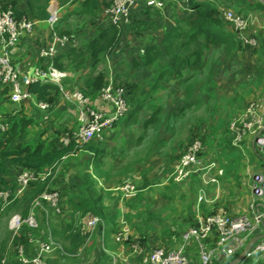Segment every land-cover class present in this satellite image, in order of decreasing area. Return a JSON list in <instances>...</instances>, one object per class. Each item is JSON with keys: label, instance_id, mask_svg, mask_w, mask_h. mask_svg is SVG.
Masks as SVG:
<instances>
[{"label": "crops", "instance_id": "1", "mask_svg": "<svg viewBox=\"0 0 264 264\" xmlns=\"http://www.w3.org/2000/svg\"><path fill=\"white\" fill-rule=\"evenodd\" d=\"M4 1L5 0H0V11L4 7ZM86 1L87 0H72L66 5H61L58 0H51L48 5L50 15V6L53 4L56 6L57 15L59 17L58 21L52 25L48 22L49 18L46 20H39L32 15L28 0H16L15 7L17 12L32 18L36 22L35 30L23 38L21 44L13 53V61L22 72L30 73L37 67H44L45 60L40 55V47L49 44L53 39L54 33L66 35L65 32H69L72 27H78L75 28L76 31L82 33L78 34L79 36L77 40H75L76 42L70 41L69 46L66 48L65 52H63L65 55L73 49L77 51L85 50L87 43L104 27L110 25L109 21L103 20L100 22V29H96L95 32H91L92 29L88 31L87 29L79 27L88 22L86 17L94 18L100 16V13L104 14L106 11L105 7L110 4V0H99L102 8L101 12L97 15H91L86 12V8L84 7V2ZM207 1L217 4L214 0ZM183 2L182 0H146L140 3L138 7H136V11H133V16H137V19L146 20L151 24L153 23L152 28L144 30L142 35H138L133 29V25L128 24L124 26L122 39L110 54V57L116 53L117 49L124 48V46L131 43L132 47L127 48L123 53L127 54L132 52L133 55L130 59L131 68H138L133 65V59L142 56L150 45H162L165 34L182 18L192 13V10L188 7L186 2ZM240 2H242V0L236 1L237 4H240ZM246 5L250 6L249 2H247ZM224 9L229 8L225 6ZM231 9L237 12L233 8ZM245 10L246 9H244V11H239L245 12ZM157 15H159V17H157ZM84 37L87 38V40L85 41L84 47H80L78 39ZM125 39L127 41H124ZM168 62V67H170L172 65V60ZM65 63H67L66 60ZM102 64L103 62L96 69H90L88 76L99 74L101 70L98 69ZM65 73L66 70H57L56 72L63 87V91L60 90V93L55 95V101L50 103L48 110L40 108L39 104L43 101H40L34 94H32L30 99L21 103H13L9 95V106L11 104L21 106L22 108L24 107V111L28 108V112H32L30 115H28V112H25L22 118H26V122H31L30 125L33 130L34 128L36 129L39 124L48 122V120L52 118L53 113L57 111H62L64 116L67 115L68 103L66 102L68 99L65 97L64 93H68L73 97L71 105L76 108L78 107V109L81 107V104L87 103L92 105L97 99L96 105L101 104L99 97H95L96 95L88 94L82 90L85 80L81 83L78 76L74 79L72 77H66ZM175 78L176 76H170L168 80L163 79L158 87L157 85L154 86L155 91L153 90L154 92L150 93L154 97V100H149L147 102V100L150 99L148 98L140 103L138 97L136 99L137 101L134 102L133 105L131 104V113L126 118L118 122L114 127L107 129L102 137L95 138L89 143L90 146L103 150L102 155L98 158L99 161L95 153L83 150L82 152L88 153L89 155L86 159H81L77 166L73 167V165L68 163L69 161H64V163L60 164L61 166L56 169L59 181L56 180V182H54V190H63L64 180H67L68 183L72 181L73 185L78 186L76 195L82 194L81 175L84 171L90 172L93 178L98 182L99 187L104 189L106 217L102 218L104 225H100L96 228L98 229L96 235L98 236L99 234L110 246L115 245L118 248H110V250H108V254H111L110 258L112 256V262H114V264L117 263L118 259L120 260L119 264H154L148 258V254L145 251L141 250L139 252H134L130 244L135 241L139 242V240L142 242L143 240L153 250L156 248H164L167 250L180 248L182 244V233L195 223L199 215L206 216L217 212H223L225 204L222 199L224 198V200H226V194L225 192L221 194V186L214 189L216 195L212 193V187H210L209 193L211 195H208V191L205 193L203 189L195 188L197 185L196 177L188 179L185 186H179L170 179V174L173 169L170 168L171 165L174 162L176 163L185 152L187 149L186 145L193 135L201 133L207 136V144L204 143L206 145L204 160L213 164L216 173L220 175L219 178L221 176H231L228 178L231 179L234 176L245 175L247 169V160L243 158L239 159L235 155L234 157H232L233 155L227 154L220 155L221 153L236 151L247 159H249L248 153H252L253 156L255 155L254 144L251 137H248L246 144L242 148L233 145L232 141H227L225 144L223 143L220 146L217 145V149L214 150V142L218 144L219 139L217 138L214 140L216 137L214 135H210L211 138H208V135L205 133L206 128L203 127L202 130L197 124L191 125L187 137L178 139V131L180 129L177 123L180 121L178 119L180 110L177 109L178 106H174L172 101H170V106L166 107V104L162 103L165 101V95L162 91L158 90V88L160 90L161 88H165L163 87L165 83H168L170 86L175 84L176 82L173 81L176 80ZM109 79L113 81L112 76L110 77L106 74V82L110 81ZM71 84L73 85L71 86ZM173 89L177 92L176 95L182 94L179 92L181 91L180 87L173 86ZM6 92L10 93L9 88L0 85V106L6 101V99H1ZM163 104L164 108L162 107ZM184 110L185 109H181V112ZM79 116L71 121V115L68 114V118L60 122L58 128L56 127L57 129L41 131L39 134L46 139L44 142L47 141V143L57 137L61 138L63 134L78 128V126L82 124V117L80 114ZM175 131L176 134L174 135ZM12 147L16 146L12 144ZM236 162H238L237 165H234ZM21 170L23 169L12 166V174L7 176L6 179L12 180L15 184ZM157 179H159V182H157ZM245 180L246 179H241L240 181L233 180L232 183L227 184L233 190V198L229 199L231 201L228 210H232V215L234 216L248 214L249 210L247 207H249L254 197L252 190L253 179L251 180L252 183H244L243 181ZM225 182L223 184H226ZM127 183L133 184L136 187V191L125 194L120 188ZM249 185H251V187ZM5 189L6 188L3 190ZM113 191H117V193H113ZM16 199H19V197ZM17 207L19 208V206ZM14 209L16 210V208ZM219 209L221 211H218ZM30 213H33L39 224L46 229L45 241L53 240V231L56 230L58 233L56 237L61 236L66 243L70 244L63 236L67 226L75 220L82 230L85 216L90 212L86 214H76L71 205L68 204L62 214L53 213L51 211L49 215H46L39 207L31 210ZM125 226L129 227L131 230V242L121 245L116 242L115 235ZM168 226L177 227L182 231H180V233H168L164 230V227ZM183 229L185 230L183 231ZM262 232V229H259L256 234L259 235ZM92 233L93 231L89 236L87 234L88 239L89 237L91 238ZM185 249L198 263L196 245H191ZM2 251L5 252L4 246ZM64 253L68 254L67 252ZM75 253L76 254L72 255L77 256L79 254L77 250H75ZM35 254L36 252L27 248L28 257L32 258ZM70 255L71 254H68V256ZM51 257L52 254L47 256V260L50 263L57 264L59 262L57 260L54 261V259L51 260ZM12 259L14 258H10L9 263H7L4 257L3 262L4 264H10Z\"/></svg>", "mask_w": 264, "mask_h": 264}, {"label": "rangeland", "instance_id": "2", "mask_svg": "<svg viewBox=\"0 0 264 264\" xmlns=\"http://www.w3.org/2000/svg\"><path fill=\"white\" fill-rule=\"evenodd\" d=\"M8 1L10 0L4 1V6L6 3H8ZM182 1L186 2V0H182ZM236 1L237 0H214V2L220 6L221 17L223 19H224L223 9L225 6H228L229 9L233 8L237 12L239 10L244 11V9H246L245 12L239 11L241 14L244 15V17L248 20L249 23L248 24L249 27L243 30L242 33L246 37H252L253 39L255 38L256 44H251L244 40H241L244 46V50L238 52L234 56H227L224 54L222 47H217L214 45L206 46V41H204L203 38H201L200 41L198 42L199 43L198 45L199 47H201V49L204 52L203 68L199 70L197 67L191 65L189 69L183 71L181 76H176L175 78L176 80H173L176 82L175 84H172L170 86L168 83H165L163 86L165 88H161V90L158 88V90L162 91V93L165 95L164 96L165 101H163L162 103H165L166 107H169L170 101H172V103H174V106H178L177 109L180 110L179 113L180 116L178 117L180 121L179 123H177L180 129L178 131L179 132L178 139L187 137L191 125L197 124V126L202 128V130L203 127L206 128L205 133L206 135H208V138H211L210 135H214L216 136L214 140H216L217 138L219 139L218 144L214 142V150L217 149V145L220 146L223 143L225 144V142L227 141L231 142L232 136L228 131L230 122L235 116L240 114L251 101L256 99L260 100L261 103L263 104V109H264V50H263L264 49V0H242L240 4H237ZM247 2H249L250 6L246 5ZM109 6L110 4L107 7H105L106 8L105 10H107ZM86 20H88V22L79 27L87 29L88 31H90L89 29H92L91 32H95L96 29H100V22H102L103 20L108 21L107 11H105L104 14L100 13V16L98 17L97 16L94 18L86 17ZM130 22L131 19L126 25H128ZM226 22H227L225 26L226 29L229 31H233L237 35V37L241 39L240 36L242 35V33H240L232 23L228 21ZM75 28L72 27L70 28L69 32H65L66 35L65 34H61V35L69 37L73 42L77 40V37L79 36L78 34H82L79 33V31H76ZM78 40L80 47L82 46L84 47L87 38L84 37ZM124 41L127 40L125 39ZM130 47H132L131 43L124 46V48L117 49L116 53L112 57H110V54L106 56L104 58L103 64L100 66L98 70H101V72H105L110 77L112 76V79L116 85L122 86L126 89V91L129 94V98L131 99L130 104L133 105L134 102L137 101L136 99L138 97H139L138 101H140V103L143 100H147L148 98L150 99H148L147 102L149 100H154V97L150 94L155 91L154 86L157 85L158 87L159 84L162 83L163 79L168 80L170 78V75H166L165 77L160 78L161 71L165 67H168L169 59L164 58L163 60H161L155 66L152 67H138L136 69H132L130 62V59L133 55L132 52L127 54L123 53L127 48ZM40 48H42V46ZM89 71L90 69L72 67L66 70L65 75L66 77H70V78L72 77L74 79H76L78 76L82 83L85 80V78L89 75ZM72 85L73 84H71V86ZM173 86L180 87L181 91L179 92H181L182 94L176 95L177 92L174 91ZM9 95L10 93L6 92L1 98L4 100L6 99V101L4 104L0 106V120L4 121V123H8L9 127H11V125L15 121H18L20 126H23L25 124V128L23 129L21 134L12 141L13 146H17V145L23 146L26 144L35 145L37 144V142L44 141L46 139H44V137L41 136L39 132L57 129L58 124L64 121L66 118H68V114L71 115L70 117L71 121H73V119L75 117H78L80 114L78 107L76 108L73 105H71V100L68 99L69 101L67 100L66 102L68 103L66 116L62 114V111H57L53 113L52 118L48 120V122H43L39 124L38 127L36 129L34 128L33 130L30 125L31 122L30 121L26 122V118H22L25 112L27 113L29 109L27 108V110L24 111V107L22 108L21 106H17V105L15 106L12 104L9 106L10 103L8 99ZM95 97L98 96L96 95ZM97 101L98 99L95 100L94 104L92 105L83 103L81 104V107L85 108L87 107V105L89 106L101 105V104L96 105ZM162 107L164 108V104ZM180 108L185 110L181 112ZM28 113H29L28 115H30L32 112H28ZM79 127L80 125L78 126V128ZM78 128H75L72 131H75ZM175 134L176 131L174 132V135ZM206 137L207 136H204L201 133H196L189 140L188 144L186 145V148L189 146L191 142L198 139L203 141L205 144H207L208 139ZM251 138L254 144L255 155L253 156L252 153H248L249 159L245 158V156H242L241 153L231 150L230 153L226 152L220 154V155L223 154L233 155L232 157H234L235 155L239 159L243 158L247 160V164H246L247 169L245 175L234 176L231 179H228L231 176L230 177L221 176L219 178L220 176L219 173L217 174L216 170L213 167L211 174L216 175L218 182L210 183L207 186L204 185L203 180L199 175L191 177V178L196 177L197 185L195 188L196 189L201 188L203 189V191H205V193L208 191V195L210 194L209 193L210 187H212L211 190L212 193L215 194L214 189L219 188L221 186L220 187L221 194L224 192L226 194L225 197L226 200H224V198L222 199L225 204L223 209L224 213L232 215V210H228L229 209L228 206L231 201L229 199L233 198V190L227 184L232 183L233 180L240 181L241 179L242 180L246 179L243 182L249 183L251 182L255 172L257 171L264 172V152L257 147V143L254 141V138L253 137ZM88 155H89L88 153L81 151L77 154L67 156L61 164H63L64 161L66 162L69 161L68 163L73 165L74 167L77 166L78 162L81 159H86ZM206 163L212 164L209 161H207ZM237 163L238 162H236L234 165H237ZM174 165L175 162L171 165L170 168L174 169ZM54 173H55L54 177L52 178V180H50V184H49L50 189H53L54 182H56V180L59 179L57 175V171H54ZM170 179L172 180L171 174H170ZM157 182H159V179H157ZM186 182L177 183V184L179 186H185ZM224 182L226 184H223ZM249 186L251 187V185ZM77 189L78 186L73 185L72 181L68 183L67 180H64V189L63 190L60 189L59 191L62 192L64 197H67L65 209L67 208L68 204H70V200H69L70 197L76 195ZM113 193H117V191H113ZM12 201L10 202V204H8V206L5 205L4 199L0 194V251L3 249L4 246L5 260L7 263H9L10 258L20 259L22 257V254L23 256L28 257L27 248L31 249L33 252H36L39 247V244L45 241L44 237L46 233V229L43 228V226L40 225L39 222L37 227H31L29 224L25 222L21 223L19 226L13 225L12 220L15 216H19L22 219L24 218L22 217V213H21V210L23 209L22 204L18 203V199H16L13 202ZM11 205L13 206L12 207L13 211L11 210L12 211L11 214H8L6 212L8 210V207ZM17 206H19V210ZM33 206L31 210H34L36 207H39L43 210V212H45L46 215H49L51 213L48 205L45 203H43L42 205L36 204V200H35ZM14 207L16 208V210L14 209ZM247 209L249 210V207H247ZM218 211L221 210L219 209ZM27 227H30L31 229L30 228L28 229ZM96 228L97 227L92 229L93 233L91 234V238L90 237L89 239L87 238L85 244L81 248L77 249V252H79L77 256L72 255V254H76L75 252L74 253L69 252L70 244L66 243L63 237L61 236L56 237L55 235H53L54 239L47 241L50 244L52 251H50L46 255V263L52 264L47 260V256L49 254H52V257L50 259L51 260L54 259V261L56 260L59 261L57 264H66V263L67 264H77V263L78 264H109V263L114 264V262H112V256L110 258L111 254L110 255L108 254V250H110V248L112 249L113 248L118 249V248L115 245L110 246L107 242H105L102 239V237L99 234L97 236L96 233L98 229ZM164 230L168 233H173V232L180 233V231H182L177 227H171V226L164 227ZM184 230L185 229H183V231ZM90 233H88V236L90 235ZM139 243L142 247L141 250L145 251L148 255L153 251V249H151L150 246L145 241L142 240V242H140L139 240ZM191 245H195V244H191ZM197 251H198V247H197ZM64 252H67L68 254L71 255L68 256V254ZM10 253H12L13 255ZM256 259H257L256 256L252 258H245V260L241 264H253V262H255ZM119 261L120 260L118 259L117 263L115 264H119ZM194 261L195 264H200L199 255H198V263L196 262V259H194Z\"/></svg>", "mask_w": 264, "mask_h": 264}, {"label": "built area", "instance_id": "3", "mask_svg": "<svg viewBox=\"0 0 264 264\" xmlns=\"http://www.w3.org/2000/svg\"><path fill=\"white\" fill-rule=\"evenodd\" d=\"M145 0H110V6L106 10L110 24L123 27L126 25L136 7ZM51 15L48 19L50 24H55L59 17L56 6L51 4ZM224 20L232 23L242 33L247 29L248 20L243 14L232 9H223ZM36 28V22L26 16H19L14 3L8 2L0 11V85L9 88L10 98L13 103H21L32 97L28 90L30 83L48 82L54 83L63 91V87L56 74V59L69 46L71 39L59 33H54L49 44L42 46L41 57L45 60L44 67H37L30 73H24L14 63L13 53L21 44L23 38L31 34ZM242 40L256 44V39L246 37L243 33ZM65 97L72 100L68 93ZM101 101L99 106L80 107L82 124L71 132H66L60 139L63 144L75 142L77 145L89 144L93 139L102 137L103 133L118 122L126 118L131 112L129 94L122 86L110 81L106 83L98 93ZM40 108L48 110L50 103L40 102ZM9 129L8 123L0 120V134ZM232 136L233 145L242 148L248 139L253 137L257 147L264 152V109L260 100L251 101L245 109L235 116L228 127ZM254 142V143H255ZM206 145L201 140H194L189 144L185 152L174 165L171 178L176 183H184L193 176L199 175L204 185L217 183L215 174H211L213 164L209 165L204 160ZM56 169L48 168L42 172L32 169H23L17 177L14 188H8L0 192L5 205L17 197H20L28 190L33 182H46L54 177ZM254 198L249 205V213L244 215H231L224 212H217L210 215H199L193 225L182 233V244L180 248L167 250L156 248L148 258L154 264H195L193 257L186 251V247L195 244L198 247L200 264H231L235 262L247 244L257 234V230L264 232V172L257 171L253 176ZM49 186V185H48ZM125 194L136 191V187L127 183L120 188ZM47 204L50 211L62 214L66 206V197L62 192L54 189H47L36 199V204ZM27 223L31 227H37L38 220L33 213L26 219L15 216L12 224L19 226ZM82 231L88 234L93 228L104 225L100 216L88 213L83 221ZM262 232V233H263ZM115 240L121 245L131 242V230L125 226L115 235ZM131 248L139 252L142 247L137 241L132 242ZM52 251L50 244L44 241L39 244L36 254L29 258H20L24 264H47L46 255ZM22 252V249H21ZM256 256L253 264H264V238L256 241L246 258Z\"/></svg>", "mask_w": 264, "mask_h": 264}, {"label": "trees", "instance_id": "4", "mask_svg": "<svg viewBox=\"0 0 264 264\" xmlns=\"http://www.w3.org/2000/svg\"><path fill=\"white\" fill-rule=\"evenodd\" d=\"M50 1L28 0L32 15L39 20L48 19L50 17L48 10ZM58 1L61 5H66L72 0ZM8 2H12L15 5L16 0ZM186 4L192 10V13L182 18L165 34L162 45H150L142 56L134 58L133 65L135 67H152L164 58H167L172 60V65L161 71L160 78L166 75L181 76L183 71L189 69L191 65L201 70L204 61V52L198 45L201 38L206 41V46L214 45L222 47L224 54L227 56H234L244 50L242 39L237 37L233 31L226 29L227 22L221 17L220 6L207 0H186ZM84 7L86 8V12L91 15H97L102 10L99 0H87L84 2ZM17 14L22 16L19 12ZM129 24L133 25V29L138 35H142L144 30L153 26V23L137 19V16H133ZM123 32V27L117 25L110 24L104 27L87 43L85 50L77 51L73 49L68 54L64 55L62 53L56 59V70L65 71L72 67L96 69L103 62L104 58L108 54H111L118 46ZM65 60L67 63H65ZM105 84L106 74L100 72L95 76H88L84 81L82 90L88 94L98 95ZM28 90L30 93L36 95L40 101L48 103L54 102L55 95L60 93L58 85L39 81L30 83ZM23 126H20L18 121H15L6 132L0 134V192L4 188H14L16 185L12 180L6 179L7 176L12 174V166L42 172L48 168L57 169L67 156L77 154L83 150L92 151L96 154L97 159L103 153V150L100 148L92 147L89 144L77 145L75 142L60 144V137L48 143L41 141L35 145L26 144L12 147V141L21 134L25 128V124ZM81 179L82 194L71 196L69 199L74 213L86 214L90 212L101 218H105L104 189L99 187L98 182L88 171L83 172ZM50 180L31 183L28 190L19 197L18 203L23 206L21 213L24 219L30 215L34 201L44 191L50 189L48 186ZM12 207V205L9 206L6 213L11 214ZM27 228L29 229L30 227ZM53 232L55 236L58 235L56 230ZM63 236L70 242L69 252L71 253L82 247L87 240V234L83 233L75 220L67 226ZM4 257L5 253L1 250L0 264H4ZM10 264L24 263L20 259L14 258Z\"/></svg>", "mask_w": 264, "mask_h": 264}, {"label": "water", "instance_id": "5", "mask_svg": "<svg viewBox=\"0 0 264 264\" xmlns=\"http://www.w3.org/2000/svg\"><path fill=\"white\" fill-rule=\"evenodd\" d=\"M264 238V232L259 234V235H256L255 237H253L251 239V241L247 244V246L245 247V249L243 250V252L241 253V255L239 256V258L231 263V264H240L247 256V253L249 252V250L251 249V247L253 246V244L260 240V239H263Z\"/></svg>", "mask_w": 264, "mask_h": 264}]
</instances>
